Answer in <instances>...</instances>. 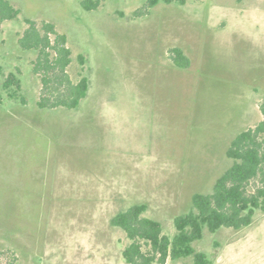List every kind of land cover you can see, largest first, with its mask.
I'll use <instances>...</instances> for the list:
<instances>
[{
    "label": "rangeland",
    "instance_id": "rangeland-1",
    "mask_svg": "<svg viewBox=\"0 0 264 264\" xmlns=\"http://www.w3.org/2000/svg\"><path fill=\"white\" fill-rule=\"evenodd\" d=\"M10 1L21 12L0 26V64L19 73L24 101L2 91L0 264H128L130 240L112 218L146 203L173 236L193 195L232 165L235 136L263 119L264 0L160 1L141 17L147 0L94 10L82 0ZM27 19L66 34L70 74L91 79L78 108L38 106V51L19 42ZM173 47L188 67L173 62ZM193 244L212 264H264V211L241 229L205 228Z\"/></svg>",
    "mask_w": 264,
    "mask_h": 264
},
{
    "label": "trees",
    "instance_id": "trees-1",
    "mask_svg": "<svg viewBox=\"0 0 264 264\" xmlns=\"http://www.w3.org/2000/svg\"><path fill=\"white\" fill-rule=\"evenodd\" d=\"M103 0H82L86 10L101 6ZM186 3V0H147L136 10L135 16H145L158 2ZM241 1V0H240ZM21 10L10 0H0V26L5 20L14 19ZM29 26L20 38L22 48L37 50L33 71L40 76L42 90L38 100L41 109H76L88 96L91 79L88 74L79 73L75 79L69 72L72 64V50L66 34L57 30L54 23L44 21L39 27L35 20L27 19ZM85 64V56L80 54ZM173 62L182 68L190 64L182 48L171 49ZM0 102L2 91L12 100L20 99L22 82L17 72L5 75L0 64ZM263 119L255 126L238 133L227 150L233 159L216 180L209 193L196 192L192 208L174 218L176 232L173 236L164 232L161 221L147 216L146 203H137L119 211L112 224L122 228L129 241L123 250L128 264H166L193 256L195 264H212L207 253L196 249L194 242L203 238L204 229L216 232L222 227L241 229L249 226L257 210L264 211V102L260 105Z\"/></svg>",
    "mask_w": 264,
    "mask_h": 264
}]
</instances>
